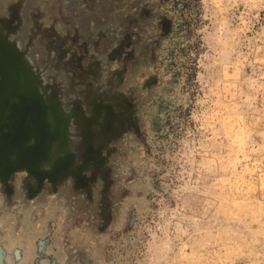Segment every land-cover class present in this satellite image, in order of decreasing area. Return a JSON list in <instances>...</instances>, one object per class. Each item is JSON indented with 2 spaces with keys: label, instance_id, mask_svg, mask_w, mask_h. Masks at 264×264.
<instances>
[{
  "label": "rangeland",
  "instance_id": "obj_1",
  "mask_svg": "<svg viewBox=\"0 0 264 264\" xmlns=\"http://www.w3.org/2000/svg\"><path fill=\"white\" fill-rule=\"evenodd\" d=\"M0 264H264V0H0Z\"/></svg>",
  "mask_w": 264,
  "mask_h": 264
}]
</instances>
